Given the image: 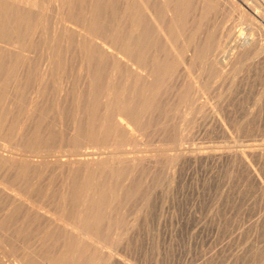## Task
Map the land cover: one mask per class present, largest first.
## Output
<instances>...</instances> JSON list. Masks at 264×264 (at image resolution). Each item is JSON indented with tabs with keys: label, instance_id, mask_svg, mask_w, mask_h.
Returning a JSON list of instances; mask_svg holds the SVG:
<instances>
[{
	"label": "rangeland",
	"instance_id": "1",
	"mask_svg": "<svg viewBox=\"0 0 264 264\" xmlns=\"http://www.w3.org/2000/svg\"><path fill=\"white\" fill-rule=\"evenodd\" d=\"M63 1L0 0V181L80 230L0 188V264H264V0H151L149 82L96 37L126 47L134 0Z\"/></svg>",
	"mask_w": 264,
	"mask_h": 264
},
{
	"label": "bare ground",
	"instance_id": "2",
	"mask_svg": "<svg viewBox=\"0 0 264 264\" xmlns=\"http://www.w3.org/2000/svg\"><path fill=\"white\" fill-rule=\"evenodd\" d=\"M21 1V0H20ZM52 1V0H51ZM65 1V0H64ZM63 1V2H64ZM86 1V0H85ZM151 0H137V2L134 0L133 2H132V4H131V12H130V10H129V12L130 13H132L131 15V18H132V22L128 25L129 26V32H127V30L125 31L126 33H128L129 35H128V38H127V43H126V47H124V46H121L120 44H119V42H118V45L117 44H115V43H113L112 41L113 40H111V41H108V38H107V40L106 39H103L102 38V36H100L99 37V35H101V33L100 34H98L97 36H96V34H95V36L96 37H98V38H100V41H98V43H99V45H100V47L103 49L102 51H107L110 55H113V56H116V57H121L122 59L123 58H125L126 59V61H127V63L129 64V66L133 69V71H135V74H137V73H139L140 74V76L143 78V80L145 81V82H149V80H151L150 79V77L151 76H153L152 74H151V72L149 71V69L150 68H147L146 66H142V65H138V63H137V59H138V55H139V48H141V46L139 47L138 46V34H140V33H138V31H137V29H142V28H139V24H137L138 23V21H139V19L136 17V14L138 15V13H137V11H139V10H143V13H145V17L149 20V21H151V23H154V25L153 26H155L156 27V29H157V32L159 33V35H161V36H164V34H162V31L164 30H160V25L159 24H156L157 22H156V18L157 17H155V15H154V13H153V4L150 2ZM155 1V0H154ZM159 1H161V2H165V0H159ZM179 1V0H178ZM200 1V0H199ZM221 1V0H220ZM228 1V0H227ZM8 2V1H7ZM30 2V1H29ZM32 2V1H31ZM63 2H62V4H63ZM161 2H159V3H161ZM225 2V1H224ZM56 3V2H55ZM128 3V2H127ZM154 3V2H153ZM180 3V2H179ZM231 3V2H230ZM34 4V3H33ZM83 4V3H82ZM89 4H90V2H89ZM98 4V3H97ZM99 4H101V3H99ZM194 4V3H193ZM24 5H28V4H25L24 3ZM125 5V4H124ZM128 5V4H127ZM130 5V4H129ZM76 6V5H75ZM90 6V5H89ZM27 7V6H26ZM72 7V6H71ZM78 7V6H77ZM171 7V6H170ZM193 7V6H192ZM85 8V7H84ZM141 8V9H140ZM55 9V8H54ZM87 9V8H86ZM128 9H130L129 7H128ZM154 9H156V7H154ZM65 10V9H64ZM74 10V9H73ZM84 10V9H83ZM125 10V9H124ZM67 11V10H66ZM123 11V10H122ZM167 11V10H166ZM60 12H65V11H60ZM173 12H175V11H173ZM217 12V11H216ZM125 13V12H124ZM2 14V13H1ZM25 14V13H24ZM28 14V13H27ZM62 14V13H61ZM65 14V13H64ZM74 14V13H73ZM82 14V13H81ZM128 14V13H127ZM179 14V13H178ZM14 15V14H13ZM161 15V14H160ZM169 15H170V17H171V15L172 14H170V12H169ZM191 15V14H190ZM241 15V14H240ZM61 16V15H60ZM70 16V15H69ZM68 16V17H69ZM77 16L78 15H76L75 17L77 18ZM159 16V15H158ZM168 16V15H167ZM264 16V15H263ZM34 17V16H33ZM61 17H63V16H61ZM79 17V16H78ZM125 17V16H124ZM169 17V16H168ZM169 17V18H170ZM191 17V16H190ZM58 18V17H57ZM91 18V17H90ZM131 18H129V19H131ZM145 18V19H146ZM80 19V18H79ZM86 19V18H85ZM127 19V18H126ZM164 19V18H163ZM36 20V19H35ZM62 20V22H64V21H68V22H72L73 23V21H71L70 19H68V18H66V19H61ZM13 21V20H12ZM32 21H33V19H32ZM90 21H91V19H90ZM161 21V20H160ZM143 22H144V20H143ZM142 22V23H143ZM148 22V21H147ZM147 22H146V24H147ZM84 23V22H83ZM150 23V24H151ZM150 24H148L149 26H150ZM165 24V23H164ZM63 25H64V23H63ZM75 25V24H74ZM89 25V24H88ZM110 25V24H109ZM114 25V24H113ZM118 25V24H117ZM144 25V24H143ZM67 26V25H66ZM77 26H78V24H77ZM82 26V25H81ZM86 26V25H85ZM85 26H83V27H85ZM103 26V25H102ZM105 26V25H104ZM128 26H124V28L125 27H128ZM142 26V25H141ZM140 26V27H141ZM160 26V27H159ZM8 27V26H7ZM38 27V26H37ZM64 27H65V25H64ZM63 27V28H64ZM70 27V26H69ZM69 27H67V28H69ZM79 27V26H78ZM106 27V26H105ZM112 27V26H111ZM143 27V26H142ZM92 28V27H91ZM107 28H108V26H107ZM113 28V27H112ZM144 28V27H143ZM163 28V27H162ZM178 28V27H177ZM84 29V28H83ZM88 29V28H87ZM152 29V28H151ZM68 30V29H67ZM73 30V29H72ZM98 30V29H97ZM109 30V29H108ZM112 30V29H111ZM115 30V29H114ZM143 30V29H142ZM231 30V29H230ZM248 30V29H247ZM45 31V30H44ZM83 31V30H82ZM92 31V30H91ZM103 31V30H102ZM81 32V31H80ZM165 31H163V33H164ZM38 33V32H37ZM58 33V32H57ZM64 33V32H63ZM68 33V32H67ZM71 33V32H70ZM91 33V32H90ZM248 33V32H247ZM237 34V33H236ZM256 34V33H255ZM26 35V34H25ZM60 35V34H59ZM74 35V34H73ZM77 35V34H76ZM118 35H119V33H118ZM202 35V34H201ZM233 35V33L231 32V33H229V35H228V37H230V39L232 38L231 36ZM250 36H252L251 35V33L249 34ZM38 36V35H37ZM104 38H106L107 36L104 34ZM121 36V35H120ZM120 36H118V37H116V38H120ZM141 36H144V35H142L141 34ZM156 36V35H155ZM165 36L167 37L168 35H166V33H165ZM164 36V37H165ZM225 36V35H224ZM227 36V35H226ZM235 36V35H234ZM233 36V37H234ZM249 36V37H250ZM88 37V36H87ZM113 37V36H112ZM111 37V38H112ZM140 37V36H139ZM163 37V38H164ZM248 37V35H246L245 33H243L242 31L241 32H239L237 35H236V37H235V41L237 42V44H239V45H241V46H244V45H246V44H248V43H250V44H252L250 41V38ZM74 38V37H73ZM78 38H80L79 36H78ZM83 38V37H82ZM90 38V37H89ZM93 38V37H92ZM143 37H141V39H142ZM162 38V39H163ZM222 38V37H221ZM1 39V38H0ZM75 39V38H74ZM124 39V38H123ZM145 39V38H144ZM151 39V38H150ZM174 39V38H173ZM87 40H88V38H87ZM99 40V39H98ZM148 40H149V38H148ZM252 40H254V39H252ZM37 41V40H36ZM40 41V40H39ZM117 41H119V40H117ZM116 41V42H117ZM121 41H122V39H121ZM146 41V40H145ZM159 41V40H158ZM167 41H168V37H167ZM4 42H5V40H4ZM78 42V41H77ZM81 42V41H80ZM83 42V41H82ZM85 42V41H84ZM87 42V41H86ZM123 42V41H122ZM140 42H142V41H140ZM139 42V43H140ZM221 42V41H220ZM224 42H225V40H224ZM264 42V41H263ZM91 43V42H90ZM161 43V42H160ZM163 43V42H162ZM168 43H169V41H168ZM179 43V42H178ZM25 44V43H24ZM48 44V43H47ZM78 44V43H77ZM84 44V43H83ZM123 44H124V42H123ZM142 44H145V42L144 43H142ZM153 44V43H152ZM180 44V43H179ZM249 44V45H250ZM32 45V44H31ZM49 45V44H48ZM89 45V44H88ZM87 45V46H88ZM140 45V44H139ZM195 45V44H194ZM52 46V45H51ZM86 46V47H87ZM98 46V45H97ZM146 46V45H145ZM158 46V45H157ZM161 46V45H160ZM177 46V45H176ZM192 46V45H191ZM221 46H222V44H221ZM220 46V47H221ZM240 46V47H241ZM251 46V45H250ZM4 47V46H3ZM57 47V46H56ZM71 47V46H70ZM92 47H93V45H92ZM139 47V48H138ZM143 47V46H142ZM147 47V46H146ZM145 47V48H146ZM155 47H156V45H155ZM190 47V46H189ZM238 47V46H237ZM248 47V46H247ZM257 47V46H256ZM49 48V47H48ZM76 48H77V46H76ZM145 48H142V50L143 49H145ZM157 48V47H156ZM171 48H172V46H171ZM244 48V47H243ZM51 49H52V47H51ZM84 49V48H83ZM218 49V48H217ZM240 49H242V48H240ZM263 49V48H262ZM10 50V49H9ZM77 50V49H76ZM89 50H90V48H89ZM93 50V49H92ZM152 50V49H151ZM159 50V49H158ZM172 50H173V48H172ZM186 50V49H185ZM194 50L195 49H189L188 51H190L191 52V54L189 55V56H191V55H193L194 54ZM237 50H239V48L237 49ZM95 51H97V50H95ZM174 51V50H173ZM177 51V50H176ZM187 51V50H186ZM185 51V52H186ZM38 52V51H37ZM99 52V51H98ZM106 52V53H107ZM236 52V51H235ZM15 53V52H14ZM26 53V52H25ZM35 53V52H34ZM88 53V52H87ZM96 53V52H95ZM94 53V54H95ZM22 54V53H21ZM42 54V53H41ZM73 54V53H72ZM80 54V53H79ZM98 54V53H97ZM102 54H103V52H102ZM142 54H144L143 52H142ZM141 54V55H142ZM145 54H146V52H145ZM150 54H151V52H150ZM77 55V54H76ZM100 55V54H99ZM104 56H105V54H103ZM161 55V54H160ZM55 56V55H54ZM108 56V55H107ZM144 57L146 56V55H143ZM150 56V55H149ZM155 56V55H154ZM70 57V56H69ZM82 57V56H81ZM101 57V56H100ZM115 57V58H116ZM234 57V56H233ZM105 58H106V56H105ZM143 58V57H142ZM141 58V59H142ZM160 58V57H159ZM166 58V57H165ZM190 58V57H189ZM45 59V58H44ZM56 59V58H55ZM110 59V58H109ZM104 60V59H103ZM142 60H144L143 61V65H144V62H145V60H146V58L145 59H142ZM142 60H141V62H142ZM33 61V60H32ZM98 61V60H97ZM157 61V60H156ZM159 61V60H158ZM168 61V60H167ZM173 61V60H172ZM184 61V60H183ZM93 62V61H92ZM115 62V61H114ZM124 61H122V63H123ZM138 62H140V61H138ZM176 62V61H175ZM174 62V63H175ZM187 62V61H186ZM185 62V63H186ZM21 63V62H20ZM54 63V62H53ZM97 63V62H96ZM121 63V62H120ZM125 63V62H124ZM22 64V63H21ZM140 64V63H139ZM142 64V63H141ZM145 64H146V62H145ZM23 65V64H22ZM93 65V64H92ZM120 65V64H119ZM125 65V64H124ZM150 65V64H149ZM37 66V65H36ZM55 66V65H54ZM35 67V66H34ZM119 67V66H118ZM128 67V66H127ZM129 67V68H130ZM149 67V66H148ZM102 68V67H101ZM121 68H123V67H121ZM120 68V69H121ZM138 68V69H137ZM224 68V67H223ZM222 68V69H223ZM12 69V68H11ZM18 69V68H17ZM35 69V68H34ZM41 69V68H40ZM56 69V68H55ZM137 69V70H136ZM178 69V68H177ZM197 69V68H196ZM24 70V69H23ZM45 70H47V69H45ZM126 71V70H125ZM132 71V70H131ZM31 72V71H30ZM48 72V71H47ZM129 72H130V70H129ZM128 72V73H129ZM74 73V72H73ZM190 74V73H189ZM195 74V73H194ZM22 76H23V74H22ZM96 76V75H95ZM131 76V75H130ZM134 76V73L132 74V77ZM155 76V75H154ZM16 77V76H15ZM39 77V76H38ZM131 77V78H132ZM157 77V76H156ZM168 77V76H167ZM10 78V77H9ZM183 78V77H182ZM140 79V78H139ZM138 79V80H139ZM154 79V78H153ZM168 79V78H167ZM15 80V79H14ZM130 80H132L133 81V79H130ZM159 80V79H158ZM136 81V80H135ZM161 81V80H160ZM38 82V81H37ZM170 82V81H169ZM200 82V81H199ZM167 83V82H166ZM173 83V82H172ZM18 84V83H17ZM149 84V83H148ZM199 84V83H198ZM130 85H132L131 83H130ZM26 86V85H25ZM140 86V85H139ZM131 88V87H130ZM129 88V89H130ZM128 89V90H129ZM162 89V88H161ZM136 90V89H135ZM186 90V89H185ZM194 90V89H193ZM134 91V90H133ZM191 93V92H190ZM189 93V94H190ZM160 94V93H159ZM53 95V94H52ZM71 95V94H70ZM110 95V94H109ZM163 95V94H162ZM84 96V95H83ZM167 96V95H166ZM191 98V97H190ZM174 99V98H173ZM133 100V99H132ZM97 102V101H96ZM85 103V102H84ZM124 104V103H123ZM49 106V105H48ZM118 106V105H117ZM120 106V105H119ZM126 107V106H125ZM89 108V107H88ZM102 109H103V107H102ZM111 109V108H110ZM126 109V108H125ZM96 110V109H95ZM100 110V109H99ZM62 111V110H61ZM87 111V110H86ZM128 111V110H127ZM101 112V111H100ZM96 113V112H95ZM129 113V112H128ZM131 114V113H130ZM98 115V114H97ZM114 115H116V116H119L120 118H118V120H116L115 121V123L117 122L119 125H121L122 127H125V125H124V123H126L125 121H127V123L128 122H130V120H129V117L127 116V114L124 112V110H122V109H118V107H117V110H116V114H114ZM131 116V115H130ZM111 118V117H110ZM109 118V119H110ZM73 119V118H72ZM123 119L125 120V121H123ZM171 119V118H170ZM110 120H114V119H110ZM179 120V119H178ZM89 123V122H88ZM131 123V122H130ZM94 124V123H93ZM114 124V122L112 123V124H110V125H113ZM133 124V123H132ZM29 125V124H28ZM115 125V124H114ZM127 126H130V124L129 125H127ZM93 128V127H92ZM95 128V127H94ZM116 128V127H115ZM127 128H130V127H127ZM140 129V128H139ZM52 130V129H51ZM94 130V129H93ZM128 130V129H127ZM126 130V131H127ZM80 132V131H79ZM50 133V132H49ZM76 133V132H75ZM114 133H116L115 131H114ZM47 135V134H46ZM111 135V134H110ZM39 136V135H38ZM130 136V135H129ZM133 136V135H132ZM53 138V137H52ZM127 138V137H126ZM45 142V141H44ZM87 142H89V141H87ZM36 143H37V141H36ZM38 144V143H37ZM13 145V144H12ZM40 145V144H39ZM81 146V145H80ZM99 146H100V144H99ZM98 146V147H99ZM137 146V145H136ZM82 147V146H81ZM64 148V147H63ZM66 148H68V147H66ZM78 148V147H77ZM83 149V148H82ZM85 149V148H84ZM94 149V148H93ZM2 150V149H1ZM72 150V149H71ZM78 150V149H77ZM96 150V149H95ZM37 151V150H36ZM48 151V150H47ZM104 151V150H103ZM244 151V150H243ZM14 152V151H13ZM34 152V151H33ZM65 152V151H64ZM249 152V151H248ZM10 153V152H9ZM23 153V152H22ZM25 153V152H24ZM35 153V152H34ZM38 153V152H37ZM57 153V152H56ZM94 153V152H93ZM106 153V152H105ZM104 153V154H105ZM250 153V152H249ZM3 154V153H2ZM6 154V153H5ZM11 154H14V153H11ZM36 154V153H35ZM39 154V153H38ZM68 154V153H67ZM94 154H96V153H94ZM101 154H103V153H101ZM100 154V155H101ZM113 154H114V152H113ZM209 154V153H208ZM228 154V153H227ZM15 155V154H14ZM40 155H42V154H40ZM78 155H80V156H78ZM92 155V153H90V152H84V153H78V154H73V156L75 157L76 156V158H75V160H85V161H89V160H91V159H95L96 158V156H91ZM108 155V154H107ZM202 155V154H201ZM216 155V154H215ZM47 156V155H46ZM57 156V155H56ZM200 156V155H199ZM1 157V156H0ZM15 157V156H14ZM23 157V156H22ZM28 157H30V156H28ZM37 157H40V156H37ZM54 157V156H53ZM62 157V156H61ZM99 157V156H98ZM102 157H104V156H102ZM222 157V156H221ZM3 158H4V156H3ZM32 158V157H31ZM43 158V157H42ZM57 158V157H56ZM58 158H59V156H58ZM12 159V158H11ZM15 159H17V158H15ZM19 159H20V157H19ZM18 159V160H19ZM41 159V158H40ZM43 159H45V158H43ZM48 159H49V157H48ZM64 158H62L61 160H63ZM67 159V158H66ZM104 159V158H103ZM102 159V160H103ZM13 160V159H12ZM42 160V159H41ZM50 160V159H49ZM59 161H60V159H58ZM73 160V159H72ZM101 160V159H100ZM20 161H21V159H20ZM25 161H26V158H25ZM33 161V160H32ZM31 161V162H32ZM44 161V160H43ZM43 161H41V162H43ZM48 161V160H47ZM57 161V160H56ZM23 162V161H22ZM22 162H21V164H22ZM50 162H53L52 161V159H51V161ZM55 162V161H54ZM58 162V161H57ZM61 162H63V161H61ZM37 162L35 161V164H36ZM40 163V162H39ZM45 163H46V161H45ZM68 163V162H67ZM74 163V162H73ZM72 163V164H73ZM90 163H92V162H90ZM125 163V162H124ZM132 163V162H131ZM33 164V163H32ZM38 164V163H37ZM40 164H43V163H40ZM55 164V163H54ZM61 164V163H60ZM59 164V165H60ZM75 164V163H74ZM78 164V163H77ZM80 164H81V162H80ZM79 164V165H80ZM84 164V163H83ZM82 164V165H83ZM86 164V163H85ZM100 164V163H99ZM114 164V163H113ZM44 165V164H43ZM70 165V164H69ZM91 165H94V164H91ZM90 165V166H91ZM96 165H97V163H96ZM102 165V164H101ZM49 166V165H48ZM103 166V165H102ZM38 167V166H37ZM79 167V166H78ZM95 167V166H94ZM101 167V166H100ZM100 167H99V169H100ZM113 167V166H112ZM62 168H64V167H62ZM76 168H77V166H76ZM97 168V167H96ZM108 168V167H107ZM6 169V168H5ZM16 169V168H15ZM69 169H71L70 167H69ZM68 169V170H69ZM89 169V168H88ZM98 169V168H97ZM102 169V168H101ZM2 170H3V167H2ZM65 170H66V168H65ZM64 170V171H65ZM74 170V169H73ZM91 170H94V169H91ZM39 172V171H38ZM96 173V172H95ZM94 173V174H95ZM12 175V174H11ZM14 176V175H13ZM12 176V177H13ZM6 178V177H5ZM19 179V178H18ZM33 179V178H32ZM117 180H118V178H117ZM139 180V179H138ZM2 181V180H1ZM0 181V188L2 189V190H5V191H8L9 193H10V195H12L13 196V198L14 199H17V200H21L22 202H23V206H24V202H27V203H30L31 202V205H32V208L34 207V205L32 204V201H29V197L27 198V195L25 194L24 195V193L25 192H22L21 190H19V188L21 187H17V185H16V188H14L15 187V185H13L14 187H12V186H8V185H6L5 183H3V181L1 182ZM29 183H30V180H27ZM32 181V180H31ZM83 181V180H82ZM89 181V180H88ZM105 181H107V180H105ZM5 182H7V181H5ZM20 182V181H19ZM23 182V181H22ZM12 183V182H11ZM105 183V182H104ZM103 183V184H104ZM10 184V183H9ZM13 184V183H12ZM28 184V183H27ZM26 184V185H27ZM32 184V183H31ZM82 184V183H81ZM30 185V184H29ZM86 185V184H85ZM99 185V184H98ZM23 187H24V185H22ZM39 186V185H38ZM96 186V185H95ZM32 187V186H31ZM77 187V186H76ZM18 188V189H17ZM33 188V187H32ZM31 188V189H32ZM35 188V187H34ZM22 189V188H21ZM44 189V188H43ZM39 190H40V187H39ZM45 190V189H44ZM114 190V189H113ZM117 190V189H116ZM24 191V190H23ZM30 191H32V190H30ZM37 191V190H36ZM77 191V190H76ZM92 191V190H91ZM26 192H27V190H26ZM29 192V191H28ZM43 192V191H42ZM47 192V191H46ZM86 192V191H85ZM30 193H32V192H30ZM81 193V192H80ZM95 193H98V192H95ZM105 193V192H104ZM28 194V193H27ZM88 194H90V192L88 193ZM2 195H4V192H3V194ZM32 195V194H31ZM75 195V194H74ZM82 195H84V194H82ZM92 195V194H91ZM93 195H95L94 193H93ZM5 196V195H4ZM29 196V195H28ZM45 196V195H44ZM48 196V195H47ZM78 196V195H77ZM87 196V195H86ZM11 197V196H10ZM33 197V195L32 196H30V198H32ZM112 197V196H111ZM6 198V197H5ZM34 198V197H33ZM37 198V197H36ZM39 198V197H38ZM44 198V197H43ZM84 200H85V197H82ZM10 199V198H9ZM11 199H12V197H11ZM14 199H12V202H13V200ZM45 199V198H44ZM111 199V198H110ZM3 200V199H2ZM31 200V199H30ZM68 200V199H67ZM99 200V199H98ZM18 202H20V201H18ZM17 201H16V203H18ZM22 202H20V203H22ZM33 202H35V200L33 201ZM36 202H37V199H36ZM35 202V203H36ZM40 203H41V201H40ZM3 204V203H2ZM13 204V203H12ZM11 204V205H12ZM26 204V203H25ZM42 204V203H41ZM4 205V204H3ZM14 205L16 206V204H15V202H14ZM22 205V204H21ZM30 205V204H29ZM108 205V204H107ZM111 205V204H110ZM8 206V205H7ZM10 206V205H9ZM62 206V205H61ZM93 206V205H92ZM12 208H14L13 206H11ZM19 207V206H18ZM22 207V206H21ZM26 207V206H25ZM29 207V206H28ZM31 207V206H30ZM29 207V208H30ZM47 207V206H46ZM46 207H45V209H43L44 208V206L42 207V206H39V205H37L36 207H34L35 208V210L36 211H39V212H41V210H43V215H45L46 213H49V210H47L46 209ZM53 207V206H52ZM57 207V206H56ZM10 208V207H9ZM11 209V208H10ZM14 209H16V207L14 208ZM13 209V210H14ZM24 209V208H23ZM26 209H28V208H26ZM57 209H58V207H57ZM35 210L33 211V212H35ZM59 210V209H58ZM8 211H10V210H8ZM21 211V210H20ZM27 211V210H26ZM62 211V210H61ZM97 211V210H96ZM101 211V210H100ZM110 211V210H109ZM108 210H107V212H109ZM115 211V210H114ZM24 212V211H23ZM52 212V211H51ZM57 212V211H56ZM66 212V211H65ZM45 213V214H44ZM15 214H17V212L15 213ZM74 214V213H73ZM20 215V214H19ZM39 215H41L40 213H39ZM39 215H38V218H39ZM43 215H41V216H43ZM56 215H57V213H56ZM62 215V214H61ZM79 215V214H78ZM82 215V214H81ZM40 216V217H41ZM49 216L53 219V220H55V221H58V220H62L63 221V223L67 226V228L69 227L71 230H74V231H78V230H80V228H79V226L78 225H76L75 223L73 224L72 222H68V221H64L62 218H63V215H62V218H60V217H58V216H53V213L52 214H50L49 213ZM77 216V215H76ZM80 216V215H79ZM29 217V216H28ZM81 217V216H80ZM33 218V217H32ZM41 218H43V217H41ZM47 218V217H46ZM65 218H67V217H65ZM3 219V218H2ZM77 219V218H76ZM41 220H45V219H41ZM51 221V220H50ZM61 221H59V223H60ZM2 223V222H1ZM58 223V222H57ZM58 223V224H59ZM48 224H51L50 222L48 223ZM61 225H62V223H60ZM60 225V226H61ZM65 225H64V227H65ZM52 226V225H51ZM56 226V225H55ZM59 226V225H58ZM85 229V228H84ZM67 232H68V230H66ZM81 232H84V231H81ZM66 233V232H65ZM56 234V233H55ZM86 234V233H85ZM81 235V234H80ZM82 235H83V233H82ZM12 236V235H11ZM65 237V236H64ZM78 237V236H77ZM3 238V237H2ZM8 238V237H7ZM14 238V237H13ZM90 239L89 240H91L92 242H95V243H97V245H99V241L96 239V238H93V237H89ZM1 240V239H0ZM4 240V239H3ZM3 240H1V241H3ZM6 240V239H5ZM10 240V239H9ZM16 240V239H15ZM69 241H71V240H69ZM90 241V242H91ZM8 242V241H7ZM2 244L4 243V242H1ZM1 243H0V247H1ZM71 244V243H70ZM22 245V244H21ZM74 245V244H73ZM3 246V245H2ZM20 246V245H19ZM100 246V245H99ZM98 247V246H97ZM5 248V247H4ZM18 248V247H17ZM68 249V248H67ZM99 249V248H98ZM6 250V249H5ZM4 250V251H5ZM10 251V250H9ZM12 251V250H11ZM57 251V250H56ZM75 251V250H74ZM7 252H8V250H7ZM98 252V251H97ZM100 252H101V250H100ZM79 253H81V252H79ZM8 254H9V252H8ZM14 254V253H13ZM25 254H27L26 252H25ZM77 254V253H76ZM90 254V253H89ZM101 254V253H100ZM3 255V254H2ZM11 255V254H10ZM15 255V254H14ZM91 255V254H90ZM97 256V255H96ZM100 256V255H99ZM49 257V256H48ZM80 257V256H79ZM98 257V256H97ZM45 258V257H44ZM101 258H102V255H101ZM11 259H12V257H11ZM73 259H75V258H73ZM79 259H81V258H79ZM100 259V258H99ZM14 260L15 259H13V262H14ZM96 260V259H95ZM80 261V260H79ZM89 261V260H88ZM97 261H98V259H97ZM100 262H101V260H100ZM4 263V262H3ZM6 263H7V261H6ZM97 263V262H96ZM96 263H94V264H96ZM8 264V263H7ZM10 264V263H9ZM13 264H15V263H13Z\"/></svg>",
	"mask_w": 264,
	"mask_h": 264
}]
</instances>
